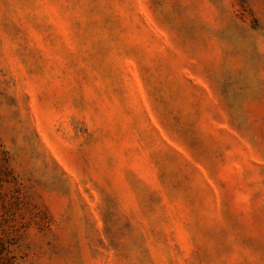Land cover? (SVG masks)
Here are the masks:
<instances>
[{
    "label": "rangeland",
    "instance_id": "1",
    "mask_svg": "<svg viewBox=\"0 0 264 264\" xmlns=\"http://www.w3.org/2000/svg\"><path fill=\"white\" fill-rule=\"evenodd\" d=\"M0 264H264V0H0Z\"/></svg>",
    "mask_w": 264,
    "mask_h": 264
}]
</instances>
